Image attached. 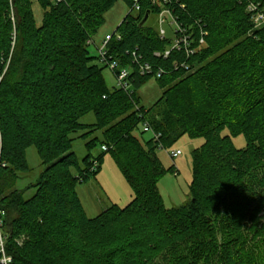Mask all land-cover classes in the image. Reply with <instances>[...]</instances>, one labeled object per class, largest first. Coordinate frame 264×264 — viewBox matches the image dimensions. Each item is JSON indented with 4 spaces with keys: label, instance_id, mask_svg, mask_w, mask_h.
Instances as JSON below:
<instances>
[{
    "label": "trees",
    "instance_id": "trees-1",
    "mask_svg": "<svg viewBox=\"0 0 264 264\" xmlns=\"http://www.w3.org/2000/svg\"><path fill=\"white\" fill-rule=\"evenodd\" d=\"M118 1L37 0L43 9L37 27L32 0H0L6 254L13 264H254L252 247L264 239V27H254L247 0H139L140 12L127 13L113 33L120 39L107 46V56L130 69L131 87L108 89L106 68L90 56L86 42ZM123 1L130 8L132 0ZM251 1L264 10V0ZM162 8L192 27L194 40L204 30V45L196 50L193 44V54L171 50L164 58L170 38L161 39L147 21L141 25L146 12L158 16ZM139 64L150 65L152 73L139 74ZM152 78L162 92L144 108L136 92ZM90 113L95 123L81 124ZM144 121L160 134L158 142L140 139ZM78 131H86L81 139L100 131L107 151L92 156L97 139H91L80 162L70 138ZM239 135L247 143L243 149L232 142ZM183 136L202 140L191 152V199L166 209L158 183L167 170L155 151ZM31 146L45 169L18 190ZM105 154L132 198L90 218L77 186L97 176ZM30 189L34 193L25 199Z\"/></svg>",
    "mask_w": 264,
    "mask_h": 264
},
{
    "label": "rangeland",
    "instance_id": "rangeland-1",
    "mask_svg": "<svg viewBox=\"0 0 264 264\" xmlns=\"http://www.w3.org/2000/svg\"><path fill=\"white\" fill-rule=\"evenodd\" d=\"M128 12V5L123 0H120L104 14L103 25L98 29L96 35L86 42L90 56L97 57L98 49L101 47L104 37L115 32L117 26L122 22ZM32 13L35 25L39 27L43 17V9L39 6L37 0H32ZM131 14L134 17L136 16L134 12ZM158 22V16L151 14L145 23V27H151L158 32L160 27ZM167 22L162 24L161 27L169 33V25ZM15 38L16 36L14 34L12 36V49L15 44ZM96 63L98 66L102 67L97 60ZM102 74L108 89H113L115 87V81L112 73L107 69H103ZM161 92L162 90L159 88L154 78L148 80L136 92L137 96L140 98V106L144 108L151 107L160 97ZM80 123L84 125L94 124L95 116L92 113L87 114L80 119ZM139 130H141V124L138 130L133 132L137 137H139ZM85 132L86 131H78L70 135V138L73 140L72 151L80 162L88 153L85 143L91 139H97L96 146L92 148L90 152L91 155L96 157L102 154L100 147V142L102 140L101 132L94 131L88 134L86 139H81L80 135ZM150 138L151 135L149 133H143L142 136H140L142 141H147ZM232 142L236 149H243L247 144L242 135L234 137ZM201 144L202 140L200 139H192L188 136H183L170 147L159 148L155 151L163 168L167 170V173L158 183L159 196L166 209L185 205L191 199V152ZM175 150H179L181 155L172 160L169 157V152ZM26 163L29 170L26 173H19V178L15 184V188L18 190H22L28 185L34 184L45 169V166L41 163L36 149L33 146L26 150ZM33 193L34 191L32 189L26 191L24 198L28 199ZM77 194L86 215L90 218L95 217L113 204L124 207L132 198L131 188L115 165L110 154H105L99 172L95 178L77 186ZM252 250L255 252L254 264H264V239L258 242L255 247H252Z\"/></svg>",
    "mask_w": 264,
    "mask_h": 264
},
{
    "label": "built area",
    "instance_id": "built-area-1",
    "mask_svg": "<svg viewBox=\"0 0 264 264\" xmlns=\"http://www.w3.org/2000/svg\"><path fill=\"white\" fill-rule=\"evenodd\" d=\"M65 0H50L52 4H62ZM165 2L169 0H164ZM248 4L246 7L247 13L250 14V20L253 23L255 28H262L264 27V10L260 9L258 5L254 4L251 0H247ZM141 10L139 0H132V4L129 8L128 13H139ZM159 18V29H158V36H160L161 39L163 38H170L171 43L170 47L163 52V57L166 58L171 50H180L183 49L187 54H193V52H196L197 49L202 47L204 45V37L207 36V33L199 29V33L197 36H200L199 39L196 41L194 40L193 36L194 31L192 27H183L181 26L175 17H173L172 12L168 10L167 8H162L160 13L158 14ZM168 19V22H167ZM165 22L169 25V33L161 27L162 24ZM169 34V36H168ZM115 38L116 40L120 39V36L115 33L111 35H106L102 41L101 47L98 49V59L99 63L107 70H109L112 75L114 76L115 81V88L122 90V91H128L130 89V84L128 82L129 77V70L127 68L121 67L118 63V61L112 59L111 57L107 56V46L108 43L111 41V39ZM193 44H196V50L192 48ZM156 56H159V54H156ZM135 61V60H134ZM139 74L148 75L152 73L151 66L148 64H139ZM162 71L156 72L155 76L156 78L160 77V74ZM142 129L144 133H149L152 137V139L156 142L160 139V134L155 133L150 128L149 124L147 122L142 123ZM162 148V147H161ZM102 151H107L106 146L101 147ZM181 155V152L179 150L171 151L169 152V157L174 160L178 156ZM97 167V162H92L91 171H94ZM4 215L3 211H0V264H13L12 258L6 254V236L3 233L2 230V217Z\"/></svg>",
    "mask_w": 264,
    "mask_h": 264
},
{
    "label": "water",
    "instance_id": "water-1",
    "mask_svg": "<svg viewBox=\"0 0 264 264\" xmlns=\"http://www.w3.org/2000/svg\"><path fill=\"white\" fill-rule=\"evenodd\" d=\"M148 17H149V12H146L142 21H141V25H143L147 21Z\"/></svg>",
    "mask_w": 264,
    "mask_h": 264
},
{
    "label": "crops",
    "instance_id": "crops-1",
    "mask_svg": "<svg viewBox=\"0 0 264 264\" xmlns=\"http://www.w3.org/2000/svg\"><path fill=\"white\" fill-rule=\"evenodd\" d=\"M81 201V200H80Z\"/></svg>",
    "mask_w": 264,
    "mask_h": 264
}]
</instances>
